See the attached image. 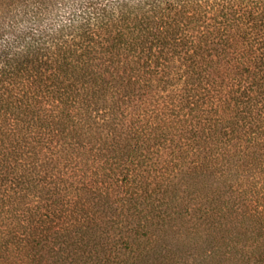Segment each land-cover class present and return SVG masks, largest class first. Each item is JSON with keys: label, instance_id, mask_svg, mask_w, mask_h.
Instances as JSON below:
<instances>
[{"label": "trees", "instance_id": "trees-1", "mask_svg": "<svg viewBox=\"0 0 264 264\" xmlns=\"http://www.w3.org/2000/svg\"><path fill=\"white\" fill-rule=\"evenodd\" d=\"M0 264H264V0H0Z\"/></svg>", "mask_w": 264, "mask_h": 264}]
</instances>
